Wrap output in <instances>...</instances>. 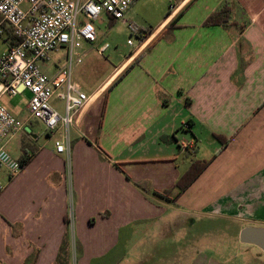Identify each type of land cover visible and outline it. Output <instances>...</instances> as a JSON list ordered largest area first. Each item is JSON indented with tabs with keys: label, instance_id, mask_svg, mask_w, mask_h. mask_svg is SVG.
Masks as SVG:
<instances>
[{
	"label": "crops",
	"instance_id": "0c3cea01",
	"mask_svg": "<svg viewBox=\"0 0 264 264\" xmlns=\"http://www.w3.org/2000/svg\"><path fill=\"white\" fill-rule=\"evenodd\" d=\"M225 5V25L205 27ZM168 9L99 84L81 86L91 102L75 117L69 156L56 152L55 136L46 149L21 132L32 139L21 154L34 157L0 194V264H108L158 225L167 233L243 210L261 220L247 226L264 228V0H177L174 11L168 0ZM0 24L3 53L15 40ZM205 142L211 156L201 159ZM209 160L173 203L191 165ZM180 264L221 263L196 252Z\"/></svg>",
	"mask_w": 264,
	"mask_h": 264
},
{
	"label": "built area",
	"instance_id": "2783aa9c",
	"mask_svg": "<svg viewBox=\"0 0 264 264\" xmlns=\"http://www.w3.org/2000/svg\"><path fill=\"white\" fill-rule=\"evenodd\" d=\"M137 0H0V17L14 36V44L0 53V170L9 180L18 176L23 167L8 151V144L27 123L21 121L2 103L7 95L18 97L29 93L30 117L39 121L46 132L55 136L56 152L70 155V128L75 117L91 102V97L72 80L73 50L76 42L95 43L94 22L102 15L128 25L136 36L141 32L125 17ZM177 0H171L176 9ZM83 17V20L80 18ZM5 30L0 24V36ZM132 45V42H129ZM62 47L71 52L69 69L48 77L39 67L48 55ZM108 45L100 47L103 54ZM56 97L64 103V114L52 105ZM185 148L188 146L184 143ZM4 184L0 180V194Z\"/></svg>",
	"mask_w": 264,
	"mask_h": 264
},
{
	"label": "rangeland",
	"instance_id": "374dc122",
	"mask_svg": "<svg viewBox=\"0 0 264 264\" xmlns=\"http://www.w3.org/2000/svg\"><path fill=\"white\" fill-rule=\"evenodd\" d=\"M168 10V0H137L130 7L125 19L128 24L135 26L138 32H145L154 28L160 19L165 17ZM80 19L83 20V17ZM105 19V16H101L94 22L97 32L95 43L80 41L74 45L72 80L80 87L83 86L86 91L99 84L138 44L137 36L129 30L128 25L124 26L120 23L111 25ZM129 42L134 45L130 46ZM102 45H108L109 48L103 54H99L98 50ZM0 47L1 53L5 49L2 40H0ZM70 57V49L62 47L51 52L48 59L38 65L48 77L55 76L69 69ZM29 97V93L18 97L5 95L1 103L21 121H26L28 127L26 132H32L38 136L36 142L38 146L51 149L53 143L48 145L49 135L45 127L30 117L27 109ZM54 107L60 114H64L63 102H56ZM31 143L30 137L27 139L24 134H21L8 144L7 149L14 158L18 159L21 154L20 147H28ZM211 146L209 142L200 144L198 157L201 159L204 156V158L210 157ZM30 152H32L31 149ZM66 166L67 176H69V161L66 162ZM0 177L5 188L9 179L2 170H0ZM254 202L258 201L254 200ZM247 213L243 210L238 218L229 220L218 216L200 217L197 222L189 219L186 223L182 221L183 224L168 229L167 233L158 225L156 231L151 232L150 237L142 236L138 241L130 240L127 242L129 246L127 249H118L106 262L110 264L111 261L117 260L118 264H139L140 260H143L147 261L146 264H171L172 262L180 264L183 260H190L198 252L221 264H264V253L259 248L240 242L241 226L261 225V220H255ZM138 245L141 247L138 248ZM76 250H74L75 253Z\"/></svg>",
	"mask_w": 264,
	"mask_h": 264
},
{
	"label": "trees",
	"instance_id": "16d2710c",
	"mask_svg": "<svg viewBox=\"0 0 264 264\" xmlns=\"http://www.w3.org/2000/svg\"><path fill=\"white\" fill-rule=\"evenodd\" d=\"M183 13V12H182ZM182 13H180L176 19H178ZM231 15V9L228 6H223L220 10L216 11L212 15H210L207 20L204 22L205 27L209 26H218V25H225V23L228 21V18H230ZM175 19V20H176ZM175 20H173L166 28V30L171 31L172 29L176 28L175 26ZM215 137L222 143V148H224L228 140L224 139L220 135H215ZM33 152V151H32ZM26 149L22 150L21 157L19 158L20 163L22 164L23 169L26 167V165L32 160L34 157V152L32 153ZM216 157V156H214ZM212 160L209 161H195L187 174H185L181 178V183H177L175 185V190L177 189L178 191L176 194L170 199L173 203L177 201V199L186 191V189L197 179V177L205 170L207 167L211 164ZM183 182H185L183 184ZM168 192L167 194H169ZM166 196V193H165ZM164 197V196H163ZM168 198V196H167Z\"/></svg>",
	"mask_w": 264,
	"mask_h": 264
},
{
	"label": "water",
	"instance_id": "95a60500",
	"mask_svg": "<svg viewBox=\"0 0 264 264\" xmlns=\"http://www.w3.org/2000/svg\"><path fill=\"white\" fill-rule=\"evenodd\" d=\"M242 244L259 248L264 253V228L244 227L239 233Z\"/></svg>",
	"mask_w": 264,
	"mask_h": 264
}]
</instances>
